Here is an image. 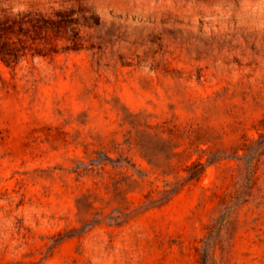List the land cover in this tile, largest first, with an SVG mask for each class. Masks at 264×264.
Instances as JSON below:
<instances>
[{
    "label": "rangeland",
    "instance_id": "obj_1",
    "mask_svg": "<svg viewBox=\"0 0 264 264\" xmlns=\"http://www.w3.org/2000/svg\"><path fill=\"white\" fill-rule=\"evenodd\" d=\"M0 264H264V0H0Z\"/></svg>",
    "mask_w": 264,
    "mask_h": 264
}]
</instances>
